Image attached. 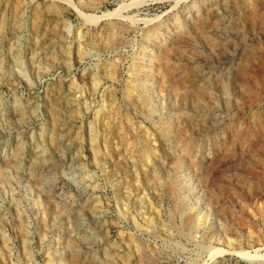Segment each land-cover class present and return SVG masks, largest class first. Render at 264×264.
Listing matches in <instances>:
<instances>
[{"label": "rangeland", "instance_id": "374dc122", "mask_svg": "<svg viewBox=\"0 0 264 264\" xmlns=\"http://www.w3.org/2000/svg\"><path fill=\"white\" fill-rule=\"evenodd\" d=\"M0 264H264V0H0Z\"/></svg>", "mask_w": 264, "mask_h": 264}, {"label": "bare ground", "instance_id": "6f19581e", "mask_svg": "<svg viewBox=\"0 0 264 264\" xmlns=\"http://www.w3.org/2000/svg\"><path fill=\"white\" fill-rule=\"evenodd\" d=\"M128 91H129V90H128ZM127 95L129 96L130 93L127 92ZM143 152L146 153V150L144 149ZM188 220H189V219H188ZM185 222H186V224H187V219L185 220Z\"/></svg>", "mask_w": 264, "mask_h": 264}]
</instances>
